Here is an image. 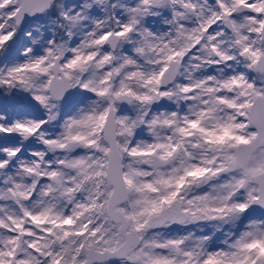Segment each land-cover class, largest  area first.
Instances as JSON below:
<instances>
[{"label":"snow or ice","instance_id":"1","mask_svg":"<svg viewBox=\"0 0 264 264\" xmlns=\"http://www.w3.org/2000/svg\"><path fill=\"white\" fill-rule=\"evenodd\" d=\"M0 264H264V0H0Z\"/></svg>","mask_w":264,"mask_h":264}]
</instances>
